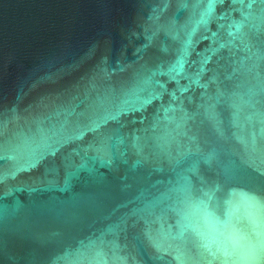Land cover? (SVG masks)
<instances>
[{"label":"water","instance_id":"obj_1","mask_svg":"<svg viewBox=\"0 0 264 264\" xmlns=\"http://www.w3.org/2000/svg\"><path fill=\"white\" fill-rule=\"evenodd\" d=\"M0 264H264V0H0Z\"/></svg>","mask_w":264,"mask_h":264}]
</instances>
